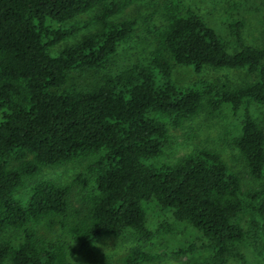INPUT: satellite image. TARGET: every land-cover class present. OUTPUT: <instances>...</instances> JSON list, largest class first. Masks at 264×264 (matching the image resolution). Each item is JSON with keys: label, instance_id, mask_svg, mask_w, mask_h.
<instances>
[{"label": "trees", "instance_id": "trees-1", "mask_svg": "<svg viewBox=\"0 0 264 264\" xmlns=\"http://www.w3.org/2000/svg\"><path fill=\"white\" fill-rule=\"evenodd\" d=\"M177 4L168 6L162 25L147 29L158 37L151 57L113 74L110 66L138 22L112 21L118 11L112 0H0V233H20L18 240H0V264H66L65 245L39 237L37 228L47 218H67L74 186L87 211L69 232L88 253L131 231L139 243L150 241L143 204L153 201L206 240L180 252L212 249L215 264L241 257L234 244L264 232V188L244 191L221 154L199 150L182 163H157L172 130L228 106L235 116L244 109L233 145L251 176L264 178V127L251 112L252 104L264 105V45L244 43L242 24L235 22L238 49L232 52L191 6L184 11ZM96 7L95 17L80 21ZM95 21L96 31L54 49ZM179 66L197 75L205 68L244 69L256 80L234 88L220 79L182 87L173 79ZM90 71L103 72L94 88L67 86L71 73ZM82 160L86 165L70 182L39 180L29 186L26 204L17 197L44 168ZM245 215L249 229L238 222ZM158 259L136 247L124 264Z\"/></svg>", "mask_w": 264, "mask_h": 264}, {"label": "rangeland", "instance_id": "rangeland-1", "mask_svg": "<svg viewBox=\"0 0 264 264\" xmlns=\"http://www.w3.org/2000/svg\"><path fill=\"white\" fill-rule=\"evenodd\" d=\"M118 11L110 17L114 22L136 20L138 25L132 40L121 46L118 55L110 66V73L117 72L134 64L146 62L152 52L158 47L157 35L148 32V28L159 27L165 22L167 8L178 4L186 11L192 7L223 37L230 51L238 49L234 37L233 23L242 24L241 32L244 43L262 47L264 45V2L261 0H112ZM177 4V5H178ZM99 12V7L82 15V22L90 21ZM98 23L92 22L81 28L73 36L59 43L54 49H62L65 45H74L79 42L82 35L94 32ZM103 72L90 71L87 73H71L67 86L79 88H94L101 83ZM173 79L182 87H190L199 80L213 81L220 79L227 86L234 88L247 82H254L255 75L247 70H214L205 68L202 74H195L191 68L179 66L174 70ZM251 112L257 123L264 127V105L252 104ZM3 110L0 109V124L3 122ZM244 109L238 115H233L230 107L226 106L216 114L202 112L195 118L184 123L181 129L172 130L171 145L165 150L157 163H182L189 154L199 150H212L222 155L233 172L241 179L244 191L250 189H263L264 178L255 179L246 168L245 161L235 149L233 139L239 134ZM162 121L167 118L159 115ZM87 161H75L64 166L44 168L39 176L28 182V187L21 190L17 197L24 203L29 199V186L39 180H51L58 184L70 182L74 176L86 165ZM148 214V227L154 233L153 238L146 243H139L134 232H128L121 238L109 237L98 244L93 253L80 249L73 241L69 232L71 226L86 216L87 207L80 198V189L74 186L70 197V209L65 220L57 217L47 218L37 228L38 236L52 241H59L65 245L67 251L66 264H124L125 258L136 247L158 256L159 259L152 264H215L212 249H201L193 254L181 253L191 243L199 246L206 241L202 234L190 224L179 222L172 218L170 212H163L157 202L143 204ZM250 215L239 218V223L250 228ZM261 223V222H260ZM168 227V231L162 229ZM19 232L13 230L0 233V240L4 238L17 239ZM256 239H248L234 244V249L241 257L230 256L226 264H264L261 255L264 245V232L258 230ZM18 240V239H17ZM4 264H10L6 262Z\"/></svg>", "mask_w": 264, "mask_h": 264}]
</instances>
